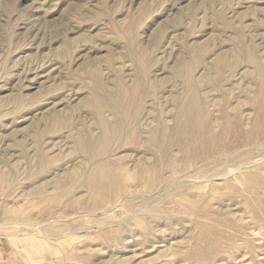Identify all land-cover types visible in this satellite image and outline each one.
<instances>
[{"label":"rangeland","instance_id":"rangeland-1","mask_svg":"<svg viewBox=\"0 0 264 264\" xmlns=\"http://www.w3.org/2000/svg\"><path fill=\"white\" fill-rule=\"evenodd\" d=\"M0 264H264V0H0Z\"/></svg>","mask_w":264,"mask_h":264},{"label":"bare ground","instance_id":"bare-ground-1","mask_svg":"<svg viewBox=\"0 0 264 264\" xmlns=\"http://www.w3.org/2000/svg\"><path fill=\"white\" fill-rule=\"evenodd\" d=\"M159 36H161V33H159ZM224 58L225 57H223V58H221V60L219 61V65H222L223 63H224ZM39 68V67H38ZM26 72V71H25ZM44 72V71H43ZM107 112V111H106ZM184 115V114H183ZM185 132V128H184V125H181L180 127H179V130H178V134L181 136V135H183V133ZM177 134V135H178ZM178 135V136H179ZM78 141H79V144L81 145V147H84V148H90L92 145H93V143H94V141L93 140H91V139H89V138H86L85 136H80L79 138H78ZM4 160V159H3ZM114 177V180L116 181V183H119V178H118V176H113ZM99 179H101V180H103L102 182L105 184H111L110 182H111V176L110 175H108L107 173H103V172H101V174L99 175ZM110 186V185H109Z\"/></svg>","mask_w":264,"mask_h":264}]
</instances>
